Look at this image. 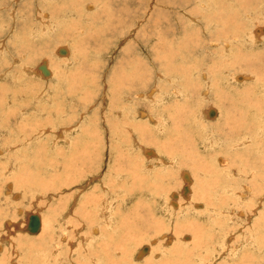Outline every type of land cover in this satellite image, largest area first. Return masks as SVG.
Listing matches in <instances>:
<instances>
[{
	"label": "rangeland",
	"instance_id": "obj_1",
	"mask_svg": "<svg viewBox=\"0 0 264 264\" xmlns=\"http://www.w3.org/2000/svg\"><path fill=\"white\" fill-rule=\"evenodd\" d=\"M159 1L0 0V264H48L40 263V254L37 257L35 253L48 232L60 237L75 235L72 242L80 237L74 248L62 244L61 256L72 250L73 263L84 264L85 260L76 257L78 250L84 251L82 237L94 233L96 241L111 240V221L98 217L107 207L114 210L116 233L112 238L123 242L121 254L112 256L118 264H152L153 255L160 252L164 261H182V254L192 250L195 236L179 228L187 221L200 225L198 237L209 246L200 250L208 257V264H264V252L254 253L256 258L250 255L255 243L249 238L256 230L264 246V85H257L254 75L260 76L263 70L256 67L254 72L238 63L232 67L238 55L248 54L254 60L264 57V42L245 49L236 40H229L231 55L221 56L215 52L213 42L217 41L211 35L216 31L212 25L221 15L251 23H245L247 14L238 13L241 8L251 17L261 10L262 18L256 23L264 29V0H225L227 7L222 10L211 3L210 10L203 8L199 0H172L182 6ZM85 4L93 8L85 10ZM44 13L59 23H52L54 29L47 33L43 31ZM225 19L223 23H231ZM252 23L249 31L257 25ZM193 27L199 31L198 40L192 36L196 35ZM60 46L68 53L57 57ZM22 64L38 72L48 65L52 75L27 74ZM245 74L255 79L236 83L232 78ZM137 76L147 83L145 95L151 96L153 91L160 95L158 103L153 104L149 97L139 99V88L125 93L123 89ZM174 80L179 84L178 96ZM36 98V102L32 100ZM253 103L258 108L249 109ZM212 109L214 115L206 118L203 112ZM224 118L230 124L244 122L245 128L235 139L218 136L219 145H213L211 133L215 136L217 129L223 130L213 122H223ZM245 136L246 146L241 139L237 142ZM219 156L226 160L227 171L219 164ZM79 157L85 160L81 163L78 159L76 164ZM184 174L190 175V185ZM188 187L192 193L185 195ZM172 193L178 198L173 199ZM201 198L208 203H199ZM194 203L200 207L193 210ZM207 206L212 209L210 216ZM197 212L202 214L200 218H196ZM88 213L91 216L87 217ZM63 214H68L66 219ZM33 215L43 219V230L36 234L24 232ZM150 222L155 224L153 228L148 227ZM125 226L128 231L134 229L132 236L143 238V246L150 248L142 259L139 245L124 246L129 238ZM182 236L189 247L181 245ZM160 243H164L162 251L151 247ZM160 260L155 257V261Z\"/></svg>",
	"mask_w": 264,
	"mask_h": 264
},
{
	"label": "bare ground",
	"instance_id": "obj_2",
	"mask_svg": "<svg viewBox=\"0 0 264 264\" xmlns=\"http://www.w3.org/2000/svg\"><path fill=\"white\" fill-rule=\"evenodd\" d=\"M49 0H47V2H48ZM158 1V0H157ZM83 2H85V0H80V3H83ZM199 2H200V4H201V6L203 7V8H209V10H210V4L209 3H211V4H213L215 7H216V9H217V7L219 8V10H222V9H225L227 6L225 5V0H219V2L221 3V2H223V3H219L218 4V2H217V0H199ZM46 3V2H45ZM159 3H161L162 5H167V6H173V5H177L178 6V4L180 5V6H182V3H177L176 1H174V3L172 2V0H160L159 1ZM247 3V2H246ZM156 4V3H155ZM229 4V3H228ZM86 5V7H85V10H91L93 7H90V6H87V4H85ZM84 5V6H85ZM90 5V4H89ZM93 5V4H92ZM104 5H105V3H104ZM94 6V5H93ZM155 6V5H154ZM200 7V6H199ZM231 7H232V5H231ZM181 8H185V7H181ZM187 8V7H186ZM197 8H198V6H197ZM232 9V8H231ZM227 10V9H226ZM70 12V11H69ZM88 12V11H87ZM193 12V11H192ZM238 13L239 14H247V16H245L244 17V19H245V23L246 22H248V21H251V23L252 24H254V23H256V21L258 20V21H260L259 20V18H262V13H261V10H259L258 11V15H255V17H251V14L250 13H248V11L246 10V8H245V10H244V8H241V13L238 11ZM47 14V13H46ZM70 14V13H69ZM75 14V13H74ZM167 14H168V12H167ZM161 15V14H160ZM162 15H164L163 13H162ZM169 15V14H168ZM179 15V14H178ZM235 15H237L236 13L234 14V16ZM24 16V15H23ZM43 16H45L46 17V21H41L43 24H44V29H43V31H44V33H47V31H50V30H52V29H54L53 28V26H52V23H56V25L55 26H58V21H57V19L55 18V17H51V18H48V15H45V13H44V15ZM72 16V15H71ZM74 16V15H73ZM76 16V15H75ZM96 16H98L97 14H96ZM165 16V15H164ZM86 17V16H85ZM155 17H156V14H155ZM229 17V15H221V18H218V22L217 23H215L214 25H212L213 26V28H215L216 29V31H214V30H212L211 31V35H212V37L217 41L216 43H217V45H216V43L215 42H213L214 44H213V46L214 47H216V50H215V52H217V53H219V54H221V56H222V54H228V56L230 57V55H231V52H232V47H231V43H230V41L229 40H236V42L238 43L237 45L239 46V47H242V46H244V48L246 47L247 48V46L248 45H250V47L252 48L253 47V45H255V46H257V45H259V44H261L262 42H264V36H260V34L261 33H264V29H260V28H257V27H261V26H258L259 25V23H256L257 25H254V27H253V29L251 30V31H249L248 30V26L251 24V23H246V24H243L242 22H240L239 21V18H237V17H234V18H228ZM44 18V17H43ZM224 18H226L225 19V21L226 20H229V21H231V23L229 24L228 22H226V23H223L222 22V20L224 19ZM40 19V18H39ZM158 19V18H157ZM160 19V18H159ZM158 19V20H159ZM191 20H193L192 18H190ZM154 20H156V18L154 19ZM88 22V21H87ZM168 22V21H167ZM119 23H121L122 24V22L120 21ZM208 23L210 24V21H208ZM179 24V23H178ZM228 24H229V26H228ZM206 25V24H205ZM245 25H246V27H245ZM54 26V27H55ZM28 27V26H27ZM179 27V26H178ZM195 27V26H194ZM193 27V31H192V33L193 34H196L197 33V29H195ZM82 28V27H81ZM161 28V27H160ZM198 29H199V26L197 27ZM257 28V29H256ZM29 29V28H28ZM38 29V28H37ZM102 29V28H101ZM180 29V28H179ZM185 29L187 30V27H185ZM256 29V30H255ZM47 30V31H46ZM204 30V29H203ZM26 31V30H25ZM38 31V30H37ZM80 31H81V29H80ZM208 31H210V29H208ZM26 32H28V30L26 31ZM199 32V31H198ZM205 33V32H204ZM78 34V33H77ZM27 35V33H25V36ZM33 35V34H32ZM190 35H192L191 33H190ZM197 35V36H196ZM196 35H192L196 40H198V34H196ZM158 38V37H157ZM244 38V39H243ZM199 39H200V37H199ZM210 40V39H209ZM210 42V41H209ZM212 42V41H211ZM234 43V42H233ZM3 44V43H2ZM212 44V43H211ZM209 45V44H208ZM235 45V44H234ZM247 45V46H246ZM212 46V45H211ZM249 47V46H248ZM245 48V49H246ZM241 49V48H240ZM57 52H55V54H56V56L57 57H60V55H64V54H67L68 53V51L65 49V48H63V46H60V47H57ZM237 52V51H236ZM262 52V51H261ZM210 53V52H209ZM216 53V54H217ZM237 53H239V52H237ZM262 53H264V51L262 52ZM40 54V53H39ZM70 54V53H69ZM247 55L248 54H245V55H242V56H240V55H238V59H236L235 61H233V63H232V67H235V63H238L239 65H247V67H248V69L249 68H252L251 70L252 71H256L257 70V68L256 67H258V68H261L260 69V71L261 70H263L262 72V74L260 75V76H258V75H256V73L254 74L255 76H256V78L258 79V81H257V79H256V81L258 82H255V83H257V85L258 84H261V85H264V60H262L261 61V59H263L264 57H257V59H253V57L252 58H249V55H248V57H247ZM252 55H253V53H252ZM258 55H259V53H258ZM39 56V55H38ZM220 56V55H219ZM240 56V57H239ZM261 56V55H260ZM22 57V56H21ZM32 57V56H31ZM40 57V56H39ZM42 57H46V58H48V56H45V55H43ZM160 57V56H159ZM225 57V56H224ZM232 57V56H231ZM237 57V56H236ZM23 58H24V56H23ZM166 59H169L170 57H165ZM234 58V57H233ZM260 60H259V59ZM45 59V58H44ZM43 61V60H42ZM47 61H48V59H47ZM168 61V60H167ZM69 62H71L70 60H69ZM42 63V62H41ZM15 64V63H14ZM261 64L263 65V67H260L261 66ZM250 65H251V67H250ZM43 66V65H42ZM244 66V67H245ZM38 67V66H37ZM253 67H255V68H253ZM21 69L24 71V72H26L27 74H33V72H34V74H37L38 76L40 75L42 78H48L50 75H52L51 74V70H50V68H49V66L48 65H46V66H43V67H41L40 68V70H39V72H38V69H33V68H31V66L29 67L27 64H22V67H21ZM167 69H169V68H167ZM137 70V69H136ZM199 70V69H198ZM139 71V70H138ZM207 70H205V72H206ZM259 71V70H258ZM257 71V72H258ZM43 72V73H42ZM168 72H169V70H168ZM195 72V71H194ZM40 73V74H39ZM140 73V72H139ZM143 73V72H142ZM171 71L168 73L169 74V76H170V79H173V76L171 75ZM245 73V72H244ZM135 74V73H134ZM137 74V73H136ZM211 74V73H210ZM1 75V74H0ZM3 75H5V74H3ZM59 75V74H58ZM142 75H144V74H142ZM162 75H164V74H162ZM195 75V74H194ZM250 76L249 77H251V74H249ZM48 76V77H47ZM136 76V75H135ZM212 76V75H211ZM1 77V76H0ZM201 77V76H200ZM248 76H246V74H245V76H238V75H235V77H232L233 78V80L237 83V82H240V83H244L245 81H250V78H249ZM57 78V77H56ZM59 78H60V75H59ZM125 78H126V76H125ZM139 78H140V76H137V77H135L134 79H132L129 83H128V85L129 86H127V88L128 89H123V90H125V93L127 94V92H129L128 90H132V88H133V90H135L136 88H139V90L138 91H136L137 92V95H139L138 93H142L140 96H139V99H147L148 97H149V100L150 101H152L153 102V104L154 103H158V100H160L161 99V97H160V99H159V96L157 97V96H155V94H154V91L151 93V96H148V95H145L144 94V92L146 91L145 89L146 88H148V87H146V81H144V80H139ZM205 78H206V76H205ZM251 78H253V79H255V77H251ZM6 79V78H5ZM16 79V78H15ZM32 79H34V78H32ZM61 79V78H60ZM66 79V78H65ZM127 79V78H126ZM169 79V78H168ZM170 79H169V81H170ZM203 79V78H202ZM128 80H130V79H128ZM139 80V81H138ZM231 80V79H230ZM29 81V80H28ZM127 81V80H126ZM203 81V80H202ZM206 81V80H205ZM44 82V81H43ZM57 82H58V80H57ZM42 83V82H41ZM112 83H114V82H112ZM117 83H118V81H117ZM127 83V82H126ZM136 83V84H135ZM235 84V83H234ZM16 85V84H15ZM116 85V84H115ZM209 85V84H208ZM254 85V84H253ZM117 86V85H116ZM125 86V87H126ZM172 86H173V89H174V94L175 95H179V92H178V89H179V84H177V81H173L172 82ZM17 87V86H16ZM39 87H41V86H39ZM130 87H131V89H130ZM252 87V86H251ZM29 89V88H28ZM120 89H122V88H120ZM206 89H208L207 87H206ZM30 90V89H29ZM37 90V89H36ZM256 90H257V88H256ZM49 91V90H48ZM121 91V90H120ZM148 91V90H147ZM150 91V90H149ZM148 91V92H149ZM204 91V90H203ZM208 91H209V89H208ZM208 91H206V93L208 94L209 92ZM32 92V91H31ZM35 92V91H34ZM45 92V91H44ZM173 92V91H172ZM40 93V92H39ZM37 94H38V92H37ZM36 94V95H37ZM134 94V93H133ZM168 94V93H167ZM206 94V95H207ZM11 95H12V93H11ZM35 95V96H36ZM44 95H45V93H44ZM188 95V94H187ZM23 96V95H22ZM39 96V95H38ZM124 96V95H123ZM26 97V96H25ZM41 97V96H40ZM125 97V96H124ZM131 97V96H130ZM136 97V96H135ZM39 98V97H38ZM45 98V97H44ZM123 98V97H122ZM208 98V97H207ZM118 99V98H117ZM227 99V98H226ZM33 101H35V100H37V98L36 99H32ZM47 100V99H46ZM136 100V99H135ZM219 101H220V99H218ZM32 101V102H33ZM40 101V100H39ZM124 101H125V99H124ZM144 101V100H143ZM36 102V101H35ZM123 102V101H122ZM134 102V101H133ZM151 102V103H152ZM223 103V102H222ZM44 104V103H43ZM161 104V103H160ZM221 104V103H220ZM225 104V103H224ZM254 105H252L251 104V107H249V106H247V107H249V109H255V108H258V106L255 104V103H253ZM223 107H224V105H222ZM230 106V105H229ZM127 107V106H126ZM237 107V106H236ZM38 109V108H37ZM40 109V108H39ZM118 109V108H117ZM129 109V108H128ZM210 109V108H209ZM222 109H224V108H222ZM121 110V109H120ZM1 111V110H0ZM226 111V110H225ZM253 111V110H252ZM115 112H117V110L115 111ZM114 112V113H115ZM146 112V111H145ZM214 109H212V110H210L209 112L208 111H206L205 110V112H203V114H204V116L207 118V115L208 116H210V115H214ZM223 112H224V110H223ZM245 112V111H244ZM36 113V112H35ZM112 113V112H111ZM119 113V112H118ZM143 113V112H142ZM120 114V113H119ZM246 114V113H245ZM257 114H258V112H257ZM6 115V114H5ZM219 115V114H218ZM240 115H241V117H243V114H241L240 113ZM121 115H119V117H120ZM145 115H143V117H144ZM150 116H152V115H150ZM131 117V116H130ZM147 117V116H146ZM153 117V116H152ZM219 117V116H218ZM227 117H228V115H227ZM240 117V118H241ZM3 118V117H2ZM206 118H204V119H206ZM139 119V118H138ZM148 119L149 120H151V118L150 117H148ZM233 119V118H232ZM234 120H236V119H234ZM237 121H238V119H237ZM217 122V121H216ZM153 123H155V122H153ZM164 123V122H163ZM212 123V122H211ZM237 123V124H236ZM236 123H232V124H230L229 123V121L227 120V119H225L224 118V120H223V122L222 121H219V122H217V123H215V122H213V125L214 126H218V127H222L223 128V130L220 132L218 129H217V135H216V132H215V136H213L212 135V133H211V137H212V139H211V142H213L214 144L213 145H219V143H220V139H219V137H223V136H235L234 137V139L235 138H237L238 136H240L241 135V133H242V130H244V128H245V125L243 126L242 124L244 123H242L241 125H240V123H238V122H236ZM162 124V123H161ZM246 124V123H245ZM156 125V124H155ZM213 125H212V127H213ZM202 126V125H201ZM247 127V126H246ZM66 128V127H65ZM138 128V127H137ZM143 128V127H142ZM205 128V127H204ZM221 128V129H222ZM18 129V128H17ZM49 129V128H48ZM67 130V129H66ZM71 130V129H70ZM144 130V129H143ZM162 130V129H161ZM7 131V130H6ZM27 131V130H26ZM45 131V130H44ZM47 131V130H46ZM63 131V130H62ZM146 130H144V132H145ZM204 131V130H203ZM208 131V130H207ZM245 131H248V130H246L245 129ZM48 132V131H47ZM72 132H73V130H72ZM139 132V131H138ZM231 132H232V134H231ZM44 133V132H43ZM46 133V132H45ZM54 133V132H53ZM59 133V132H58ZM63 133V132H62ZM61 133V134H62ZM67 133V132H66ZM247 133V132H246ZM57 134V133H56ZM64 134V133H63ZM121 134V133H120ZM139 135V134H138ZM246 135V134H245ZM140 136L143 138V136L140 134ZM219 136V137H218ZM7 137V136H6ZM5 137V138H6ZM20 137H21V135H20ZM19 137V138H20ZM133 137V136H132ZM248 137V136H247ZM247 137L245 136L244 138H239L238 140H237V142H242L241 140H243L244 141V145L246 146L247 145V141H246V139H247ZM53 139V138H52ZM56 139V138H55ZM67 139V138H66ZM136 139V138H135ZM145 139V138H144ZM163 139H165V138H163ZM210 139V138H209ZM214 139H216V140H218V142L217 141H215ZM233 139V140H234ZM241 139V140H240ZM249 139V138H248ZM17 140H19L18 139V137H17ZM59 140V139H58ZM68 140V139H67ZM147 140H148V138H147ZM69 141H70V139H69ZM135 140H133V142H134ZM67 142V141H66ZM136 142V141H135ZM210 142V143H211ZM60 143V142H59ZM10 144V143H9ZM69 144H70V142H69ZM68 144V145H69ZM138 144V143H137ZM201 144V143H200ZM12 145V144H11ZM10 145V146H11ZM55 145V144H54ZM58 145V144H57ZM67 145V144H66ZM142 147V146H141ZM6 148V147H5ZM8 148V147H7ZM134 148V147H133ZM138 148V147H137ZM212 148V147H211ZM10 149V148H9ZM15 149V148H14ZM86 149H88V148H86ZM191 149V148H190ZM13 150V149H12ZM133 150V149H132ZM144 150H146V149H144ZM154 150H156V149H154ZM177 149H175V151H176ZM9 151V150H8ZM86 151V150H85ZM11 152V151H10ZM157 152V151H156ZM155 152V153H156ZM160 152V151H159ZM176 152H181V150H177ZM145 153V152H144ZM147 153V152H146ZM186 153V152H185ZM197 153V152H196ZM203 153V152H202ZM2 154V153H1ZM19 154V153H18ZM68 154V153H67ZM255 154V153H254ZM72 155H73V153H72ZM84 155V154H83ZM91 155V154H90ZM89 155V156H90ZM156 154H154L153 156H155ZM163 155V154H162ZM92 156V155H91ZM149 156H151V155H149ZM72 157V156H71ZM152 157V156H151ZM150 157V158H151ZM163 157V156H162ZM178 157V156H177ZM220 157V156H219ZM149 158V157H148ZM159 158H161V157H159ZM168 158V157H167ZM175 158V157H174ZM78 159H81L82 161H81V163L85 160V158L83 159V157H79V158H77L76 160H74V162L76 163V164H78L79 163V160ZM169 159V158H168ZM219 159V158H218ZM225 159V158H224ZM226 159H228L229 160V158H227L226 157ZM154 160H156V158L154 159ZM158 160V159H157ZM172 160H174V159H172ZM171 160V161H172ZM220 163L219 164H221V166L223 165L225 168H224V170L225 171H227V169H226V160L225 161H223V160H221V157H220ZM20 161V160H19ZM164 161V160H163ZM170 161V162H171ZM152 162H154L153 160H152ZM162 162V161H161ZM168 162H169V160H168ZM174 162H175V160H174ZM228 162V161H227ZM80 163V164H81ZM264 163V162H263ZM72 164V163H71ZM70 164V165H71ZM149 165H150V162L148 163ZM162 164V163H161ZM169 164V163H168ZM186 164V163H185ZM66 165H67V163H66ZM135 165V164H134ZM157 165V164H156ZM166 165V164H165ZM171 165V164H170ZM151 166V165H150ZM158 166V165H157ZM162 166V165H161ZM182 166V165H181ZM67 167H68V165H67ZM145 167H147L148 168V166H145ZM152 167V166H151ZM228 167V166H227ZM87 168V167H86ZM164 168H166V167H164ZM168 168V167H167ZM171 168V167H170ZM179 168V167H178ZM67 169V168H66ZM145 169V168H144ZM150 169V168H149ZM174 169V168H173ZM213 169V168H212ZM229 169V168H228ZM111 170V169H110ZM109 170V171H110ZM114 170V169H113ZM165 170V169H164ZM116 171V170H115ZM184 171V170H183ZM11 172V171H10ZM149 172V171H148ZM183 173V172H182ZM120 174H121V172H120ZM126 175V174H125ZM143 175V174H142ZM127 176V175H126ZM149 176V175H148ZM168 176H170L169 174H168ZM180 176H182V174L180 175ZM189 176L190 175H187V174H184V177H185V180H186V182L187 183H189V185H190V183L192 182V180L189 178ZM165 177V176H164ZM183 177V178H184ZM129 178V177H128ZM182 178V177H181ZM170 179H172V178H170ZM175 179H176V177H175ZM175 179H173L174 181H176ZM133 180V179H132ZM167 180V179H166ZM184 180V179H183ZM135 182V181H134ZM178 183V182H177ZM72 184V183H71ZM74 184V183H73ZM93 184H94V182H93ZM185 186V185H184ZM104 187V186H103ZM177 187V186H176ZM13 188V187H12ZM84 188H85V186H84ZM247 188H249V187H247ZM136 189H137V186H136ZM246 189V188H245ZM103 190H105V189H103ZM12 191V190H11ZM14 191V190H13ZM63 191V190H62ZM246 191V190H245ZM244 191V192H245ZM137 192V191H136ZM72 193V192H71ZM175 193V192H174ZM192 193V190L188 187V188H186V191H185V195H190ZM246 193V192H245ZM244 193V194H245ZM176 194V193H175ZM239 195H241V194H239ZM249 195H251V193H249ZM78 196V195H77ZM77 196H75V197H77ZM150 196V195H149ZM170 196H172V198H173V193H172V195H170ZM175 197V196H174ZM190 197V196H189ZM243 197H245V196H243ZM248 197V196H247ZM79 198V197H78ZM175 198H178V197H175ZM175 198H173V199H175ZM218 198V197H217ZM241 198H242V196H241ZM186 199V198H185ZM187 199H188V197H187ZM201 199H203V198H201ZM243 199V198H242ZM242 199H240V200H242ZM246 199V198H245ZM248 199H249V197H248ZM259 199V198H258ZM261 199V198H260ZM164 200V199H163ZM190 200V199H189ZM203 200H205V199H203ZM203 200H198L199 201V203H208L207 202V200H205V201H203ZM239 200V201H240ZM243 201V200H242ZM261 201V200H260ZM93 202V201H92ZM108 202V201H107ZM162 202V201H161ZM173 202V201H172ZM245 202V201H244ZM257 202V201H256ZM262 202V201H261ZM177 203V202H176ZM176 203H174L175 205H177ZM187 203V202H186ZM77 204V203H76ZM173 204V203H172ZM173 204V205H174ZM74 205V204H73ZM91 205V204H90ZM161 205V204H160ZM165 205V204H164ZM163 205V206H164ZM200 204H198V203H194V206H193V210L195 209V207H198ZM260 205V204H259ZM169 206V205H168ZM167 206V207H168ZM184 206V205H183ZM98 207H99V205H98ZM103 207H104V205H103ZM102 207V208H103ZM107 207V206H106ZM200 207V206H199ZM203 207V206H202ZM163 208V207H162ZM177 208V207H176ZM259 208V207H258ZM261 208V207H260ZM159 209V208H158ZM68 210H70L71 211V209H68ZM159 210H161V209H159ZM158 210V211H159ZM174 210H176V209H174ZM258 210V209H257ZM100 211H101V209H100ZM112 211H114L113 209H112V207L108 210V207L107 208H103V210H102V212H100V213H98V217H103V218H105L107 221H111L109 224H108V227L109 228H111L112 230H113V232H112V234H111V240H110V242H108V243H105V241H96V238L93 236L94 235V233H93V235H90V236H85V237H82V248H83V252L82 251H80V250H78L77 252H76V250H75V252H76V257H78V259H81V261L82 260H85V262H84V264H111L110 263V261L113 263V264H118V262H116V261H113L114 259H112V256L113 257H117L118 255H119V253H120V251H122V249H121V246L123 245V242L121 241V240H113V238H112V235H113V233H116V231H115V228H116V224H114V218H113V213H112ZM212 209H209V207L207 206V211H206V214H208L209 216L212 214ZM215 211V210H214ZM71 212H73V209H72V211ZM68 213V212H67ZM160 213V212H159ZM166 213V212H165ZM164 213V214H165ZM194 213V212H193ZM69 214H71V213H69ZM175 214V213H174ZM197 214L198 215H195L196 216V218L198 217V218H200L199 217V215H202L200 212H197ZM68 215V214H67ZM67 215H64L63 214V218H65ZM216 215V214H215ZM215 215H213V216H211V217H213V218H215ZM65 216V217H64ZM89 216H91V214L90 213H88L87 214V217H89ZM169 216H171V215H169ZM33 217H37L38 218V222H39V227H38V230H37V232H35V233H33V234H36V233H38V232H40L41 230H43V219L41 218V216L40 215H33V216H30V218H29V221H27V228L26 229H24V232L25 231H28L29 233H31V228H30V223H31V219L33 218ZM108 218V219H107ZM173 218H174V216H173ZM66 219V218H65ZM28 220V219H27ZM249 220H250V218H249ZM62 222V221H61ZM3 223V222H2ZM100 223V221L98 220L95 224H94V227H95V225H97V224H99ZM19 224V223H18ZM231 224V223H230ZM250 224V223H249ZM10 225V224H9ZM154 223H151L150 222V224L148 225V227H150V228H153L154 227ZM57 226V225H56ZM70 226V225H69ZM68 226V227H69ZM86 226V225H85ZM251 226V225H250ZM83 227V226H82ZM8 228V227H7ZM10 228V227H9ZM70 228H71V226H70ZM85 228V227H84ZM84 228H82V229H84ZM125 229H126V232L125 233H127L128 235H129V238H127L126 240H125V243H124V246H131V245H133V244H135V245H139V247H141V257H139V255H138V257L139 258H143L144 257V253H146L145 255H147V252H148V250H150V248H147V245L145 244L144 246H143V244L145 243V241H144V239L143 238H141V239H137L136 237H133L132 235H133V233H134V229H131V230H129L128 231V229H127V227L125 226L124 227ZM179 228H181V230L183 231V232H185V233H188V234H193V235H195L194 236V239H193V246H191L192 247V250L191 251H189V252H187V254L188 255H185V254H182V261H177V262H171V261H164L166 258L163 256V253H162V256H161V252L159 253V254H157V256H155V254L153 255V257H152V259L150 260L151 262H152V264H208L209 262H208V257H206L205 255H204V251L203 250H200V249H207L209 246H208V243L206 242H204V241H201L200 239H199V237H198V234H200V225H199V223L198 222H190V221H187L186 223H183V224H180L179 225ZM98 230V229H97ZM255 230V229H254ZM53 231V230H52ZM75 231H77V230H75ZM81 230L79 229L77 232H76V234L78 233V232H80ZM94 231V230H93ZM128 231V232H127ZM173 231V230H172ZM10 232V231H9ZM48 232V231H47ZM61 232V231H60ZM95 232V236L96 237H100L98 234V232H96V231H94ZM123 232V233H124ZM8 233V232H7ZM11 233V232H10ZM58 233H59V231H58ZM63 233V232H62ZM248 233V232H247ZM26 234V233H25ZM243 234V233H242ZM77 235H79V234H77ZM244 235V234H243ZM164 236V235H163ZM75 237V235L73 236V237H69V236H67V235H63V237H60V234H58V236L57 235H55V236H52V235H50V233L48 232L47 233V235L46 234H44V236H43V238H42V240H41V242H42V246L41 247H39L40 249H39V251L37 250V252H36V250H35V253H36V256L38 257V255L40 254V258H39V261H40V263H43L44 261H46L48 264H74L73 262V257L74 256H72L71 254H70V252L72 253L73 251L71 250H69V249H67V251H68V256H64V257H62L61 256V254H63L62 252V244H65V242H66V244L67 245H69V244H72L73 245V248H74V246H75V242L80 238L79 236V238H77V240L75 241V242H72L73 240V238ZM104 237V236H103ZM183 237L184 236H182V239H183ZM201 237V236H200ZM243 237V236H242ZM5 238V237H4ZM161 238V237H160ZM168 238H169V236H168ZM229 238V237H228ZM231 238H233L232 236H231ZM249 238H250V240H251V242L252 243H255V246H254V250H252V251H250V255L252 256V257H254V258H256V254H254V253H259V251L260 252H264V246L263 245H261L260 244V237H259V239L257 238V236H256V230H255V233H251V234H249ZM38 239V238H37ZM171 239H173V238H171ZM188 239H191V238H188ZM263 239H264V235H263ZM245 240H246V238H245ZM244 240V242H246ZM5 241V240H4ZM94 241H96L95 243H93ZM183 241H184V239L182 240V242H181V245L182 246H186V247H189V244H188V242H186V241H184V243H183ZM227 242H229V240H226ZM241 241H243V240H241ZM155 242H157V241H155ZM169 242V241H168ZM244 242H241V243H244ZM27 243V242H26ZM84 243V244H83ZM152 243L154 244V242L152 241ZM169 243H171V241L169 242ZM111 244V245H110ZM151 245V247L152 246H154V247H157V248H159L161 251H162V249L164 248V246H162V244H164V243H160V246H158V245ZM166 244H167V242H166ZM258 246H257V245ZM43 245H45V246H43ZM85 245H87V247L85 246ZM168 245V244H167ZM192 245V244H191ZM225 245V240H224V243H223V246ZM56 247V248H55ZM213 247V246H212ZM227 247V246H226ZM230 247V246H229ZM228 247V248H229ZM238 247V246H237ZM28 248V247H27ZM54 248H55V250H54ZM34 249V248H33ZM127 250H128V248H126ZM222 249V248H221ZM253 249V248H252ZM3 250V249H2ZM27 250V249H26ZM31 250V249H30ZM233 250V249H232ZM140 251V250H139ZM167 250H163V252H166ZM184 251V250H183ZM201 251V253H199ZM235 251V250H234ZM13 252V251H12ZM185 252V251H184ZM15 253V252H14ZM13 253V254H14ZM27 253V252H26ZM138 253V252H137ZM149 253V252H148ZM223 253V252H222ZM121 254V253H120ZM224 254V253H223ZM233 255V254H232ZM155 257H156V259H160L161 258V260L158 262V261H155ZM173 257L174 258H176L175 257V255H173ZM126 259V258H125ZM264 259V258H263ZM75 260V259H74ZM136 260V259H135ZM139 260V259H138ZM257 260H259V259H257ZM77 261H79V260H77ZM133 261V260H132ZM247 262V261H246ZM134 264V263H133ZM211 264H215L214 262H212ZM246 264V263H245Z\"/></svg>",
	"mask_w": 264,
	"mask_h": 264
},
{
	"label": "water",
	"instance_id": "obj_3",
	"mask_svg": "<svg viewBox=\"0 0 264 264\" xmlns=\"http://www.w3.org/2000/svg\"><path fill=\"white\" fill-rule=\"evenodd\" d=\"M38 227H39L38 218H37V217H33V218L31 219V223H30L31 231H32L33 233L37 232Z\"/></svg>",
	"mask_w": 264,
	"mask_h": 264
},
{
	"label": "crops",
	"instance_id": "obj_4",
	"mask_svg": "<svg viewBox=\"0 0 264 264\" xmlns=\"http://www.w3.org/2000/svg\"><path fill=\"white\" fill-rule=\"evenodd\" d=\"M43 73V72H42Z\"/></svg>",
	"mask_w": 264,
	"mask_h": 264
}]
</instances>
